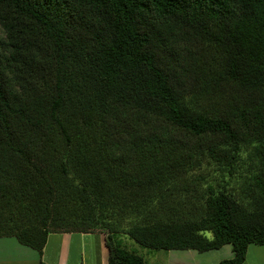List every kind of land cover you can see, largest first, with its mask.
I'll use <instances>...</instances> for the list:
<instances>
[{"label":"trees","instance_id":"1","mask_svg":"<svg viewBox=\"0 0 264 264\" xmlns=\"http://www.w3.org/2000/svg\"><path fill=\"white\" fill-rule=\"evenodd\" d=\"M97 231L264 246V0H0V238Z\"/></svg>","mask_w":264,"mask_h":264},{"label":"crops","instance_id":"2","mask_svg":"<svg viewBox=\"0 0 264 264\" xmlns=\"http://www.w3.org/2000/svg\"><path fill=\"white\" fill-rule=\"evenodd\" d=\"M106 237V233L101 231L51 233L41 254L19 244L15 238H0V264H109L110 251ZM135 245L131 244V248L142 256L147 264H219L233 257L231 245L206 252H151L145 248L140 252ZM243 264H264V246L249 245Z\"/></svg>","mask_w":264,"mask_h":264},{"label":"rangeland","instance_id":"3","mask_svg":"<svg viewBox=\"0 0 264 264\" xmlns=\"http://www.w3.org/2000/svg\"><path fill=\"white\" fill-rule=\"evenodd\" d=\"M194 173L195 174H201V175H204L206 177H207V174L210 173L211 175L210 174L209 175L212 176L213 178H208L207 179L208 182H214L216 184H218V183L219 184H223V182H228V180H229V178L227 176H223L222 173L219 170L215 169L214 165H206V164H204L201 170H195ZM118 240H120L122 245L124 247H126L127 249L134 250V249L131 248V244H135V243H133V241H131L127 237V235H121L120 234L118 236ZM135 246L139 248L138 250L140 252H142V250H144L143 247H140L139 245H135ZM144 252H146V251H144ZM151 252H157V251H151ZM154 254H156V253H154Z\"/></svg>","mask_w":264,"mask_h":264}]
</instances>
